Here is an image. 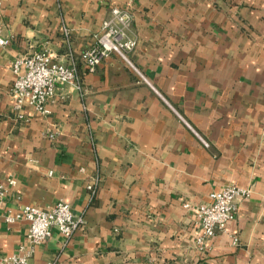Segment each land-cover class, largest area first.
<instances>
[{"label":"crops","instance_id":"0c3cea01","mask_svg":"<svg viewBox=\"0 0 264 264\" xmlns=\"http://www.w3.org/2000/svg\"><path fill=\"white\" fill-rule=\"evenodd\" d=\"M114 5L133 14L131 60L192 128L118 54L94 71L81 59ZM0 22V181L17 180L1 254L27 243L8 209L62 200L85 222L53 228L29 264H264V0H0ZM43 47L74 54L82 90L58 84L50 113L17 119L13 62ZM228 185L250 192L199 248L195 205Z\"/></svg>","mask_w":264,"mask_h":264},{"label":"built area","instance_id":"2783aa9c","mask_svg":"<svg viewBox=\"0 0 264 264\" xmlns=\"http://www.w3.org/2000/svg\"><path fill=\"white\" fill-rule=\"evenodd\" d=\"M124 1H127L129 5L132 0ZM132 21L133 14L129 7L112 6L111 16L103 21L101 31L96 35L95 44L82 52L81 59L86 63L89 71H94L111 53L118 54L137 71L140 77L159 94L187 126L192 128L188 121L154 88L131 60L130 53L137 45L136 38L128 34ZM69 32L70 29L64 27L66 39H68ZM9 43L10 39L3 34V24L0 22V48ZM68 55L69 64L56 61L53 59L51 51L47 47H43L14 60L12 70L15 79L11 87V94L14 99L17 119H27L24 111L25 106H30L42 114L50 113L48 105L55 97L58 84L72 82L80 91L82 90L77 58L71 51ZM196 134L203 144L209 145L200 134ZM99 179L98 176H95L87 185L92 196L96 192ZM16 182L14 176H9L6 182L0 181V211L9 186L15 185ZM249 192V189L228 185L212 192L208 202L195 205L198 224L195 242L199 248H203L217 230L226 228L228 222L235 215L237 198L246 196ZM184 206L188 208L190 204L186 202ZM19 219H25L29 222L27 243L21 244L18 251L11 254L0 253V264H29L36 245L46 241L52 235L53 228L58 229L66 238H70L85 222L83 215H76L72 211L70 203L62 200L46 208L25 204L14 210L8 209L6 211L5 220L7 222H14ZM237 241L238 238L235 237L233 242ZM47 264H54V261Z\"/></svg>","mask_w":264,"mask_h":264}]
</instances>
